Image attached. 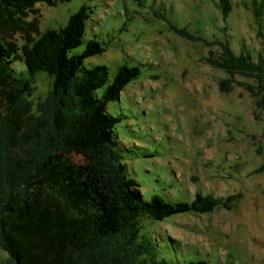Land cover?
Wrapping results in <instances>:
<instances>
[{
    "label": "trees",
    "instance_id": "trees-1",
    "mask_svg": "<svg viewBox=\"0 0 264 264\" xmlns=\"http://www.w3.org/2000/svg\"><path fill=\"white\" fill-rule=\"evenodd\" d=\"M42 1L57 6L70 0H0V248L7 253L2 264H167L160 246L142 235L144 218L208 213L223 201L200 193L190 201L142 195L119 146L121 117L111 111L141 76L140 66L124 63L112 79L105 65L86 67V58L108 47L97 33L88 36L91 7L85 2L65 25L41 32L36 5ZM244 6L263 36L264 0ZM220 7L226 17L231 1L220 0ZM153 14L180 37L210 48L205 61L227 74L219 83L222 92L244 87L257 110H264V48L255 60L245 50L236 53L227 36L208 39L178 26L159 8ZM16 62L26 69L18 71ZM42 72L53 83L35 101ZM73 154L84 161L76 162Z\"/></svg>",
    "mask_w": 264,
    "mask_h": 264
},
{
    "label": "rangeland",
    "instance_id": "rangeland-1",
    "mask_svg": "<svg viewBox=\"0 0 264 264\" xmlns=\"http://www.w3.org/2000/svg\"><path fill=\"white\" fill-rule=\"evenodd\" d=\"M230 1L226 17L220 0H70L36 5L44 32L65 25L87 2L88 36L97 33L108 47L86 58L85 66H107L110 79L124 63L140 66L141 76L122 91L111 111L121 117L119 146L142 195L190 201L200 193L222 199L208 213L186 212L162 221L144 218L142 235L160 246L167 264L187 259L264 264V110H257L256 99L244 87L222 92L219 83L227 74L205 61L210 48L180 37L153 14L159 8L178 26L208 39L227 36L236 53L245 50L257 60L264 48V16L261 36L251 10L244 6L247 0ZM13 66L26 69L24 62ZM52 83V76L40 73L34 100L44 97ZM73 157L84 161L83 155ZM5 260L7 253L0 248V264Z\"/></svg>",
    "mask_w": 264,
    "mask_h": 264
}]
</instances>
